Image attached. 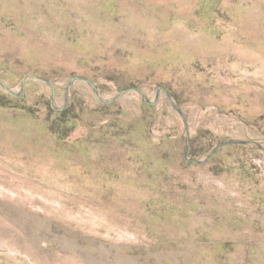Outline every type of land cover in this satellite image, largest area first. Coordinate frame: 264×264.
Segmentation results:
<instances>
[{"label":"rangeland","instance_id":"1","mask_svg":"<svg viewBox=\"0 0 264 264\" xmlns=\"http://www.w3.org/2000/svg\"><path fill=\"white\" fill-rule=\"evenodd\" d=\"M28 75L54 100L0 86V264H264V152L194 162L264 147V0H0Z\"/></svg>","mask_w":264,"mask_h":264},{"label":"water","instance_id":"2","mask_svg":"<svg viewBox=\"0 0 264 264\" xmlns=\"http://www.w3.org/2000/svg\"><path fill=\"white\" fill-rule=\"evenodd\" d=\"M26 78H30L38 83H41V84H44L46 86H48L50 88V102L52 104L53 100H54V87L52 85V83H50L49 81L43 79V78H40L38 76H33V75H28V76H24L23 79H22V85H21V89H20V93H14L12 92L11 90H9L5 85L4 83H2V81H0V86L1 88L10 96L12 97H15V98H20L22 96V91H23V85H24V82L26 80ZM77 81V82H83V83H86L87 85L90 86V88L92 89L93 93H94V96L95 98L98 100V102L100 103H103V104H110L114 101H116L122 94H127V93H138L142 98L143 100L147 103V104H151V105H154L156 104V102L158 101V98H159V95L161 92L164 93V95L166 96L169 104L171 105V107L173 108V110L182 117L183 121H184V124H185V128H186V118L184 117V114L182 113V111L180 110V108H178V106H176L172 99H171V96H170V93L164 89L163 87L159 86L157 89H156V94H155V98H154V101L153 102H150L146 95L142 92V90L140 88H137V87H130V88H126L120 92H118L115 96L114 99H111V100H108V101H104L102 99H100L99 95H98V90L97 88L93 85V83L88 80L87 78H84V77H80V76H77V77H74L72 78L70 81H69V84L67 85L68 86H72V84ZM64 109V106L63 108H61V110ZM226 145H240V146H247V147H253V148H256L257 150L259 151H262L264 152V147L261 146L259 143L257 142H254V141H242V140H230V141H227V142H223V143H220L219 145H217L213 151L206 157L205 160H202V161H194L198 164H201V163H204L206 160H208L215 152L218 148L220 147H223V146H226ZM187 150H188V147L186 146L185 147V157L187 155Z\"/></svg>","mask_w":264,"mask_h":264}]
</instances>
